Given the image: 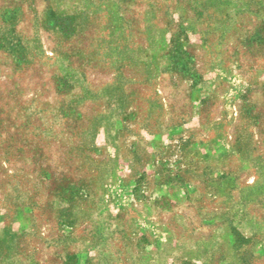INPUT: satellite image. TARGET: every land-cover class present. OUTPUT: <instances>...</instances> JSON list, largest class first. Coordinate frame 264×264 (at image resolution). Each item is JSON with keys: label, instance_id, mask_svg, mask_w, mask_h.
<instances>
[{"label": "rangeland", "instance_id": "1", "mask_svg": "<svg viewBox=\"0 0 264 264\" xmlns=\"http://www.w3.org/2000/svg\"><path fill=\"white\" fill-rule=\"evenodd\" d=\"M0 264H264V0H0Z\"/></svg>", "mask_w": 264, "mask_h": 264}]
</instances>
